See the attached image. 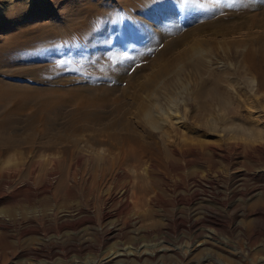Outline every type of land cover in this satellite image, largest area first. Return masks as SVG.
Listing matches in <instances>:
<instances>
[{
  "label": "rangeland",
  "instance_id": "obj_1",
  "mask_svg": "<svg viewBox=\"0 0 264 264\" xmlns=\"http://www.w3.org/2000/svg\"><path fill=\"white\" fill-rule=\"evenodd\" d=\"M30 20H58L70 46L58 55L37 34L17 50L2 47L17 22L0 16V264H94L93 241L102 251L136 241L147 252L172 249L124 264H264V0H55ZM37 51L53 52L52 61ZM141 110H177L183 123L164 124L162 138L141 124ZM110 143L142 146L137 193L146 206L116 213L123 202L105 200L109 217L74 230L62 214L88 202L99 212L127 179L95 201L93 186L62 184L65 203L37 225L62 220L63 232L79 234L33 253L54 234H20L28 228L18 215L20 177L39 178L40 187L74 170L90 176V166L67 168L70 159L92 160L88 150Z\"/></svg>",
  "mask_w": 264,
  "mask_h": 264
},
{
  "label": "bare ground",
  "instance_id": "obj_2",
  "mask_svg": "<svg viewBox=\"0 0 264 264\" xmlns=\"http://www.w3.org/2000/svg\"><path fill=\"white\" fill-rule=\"evenodd\" d=\"M47 1L39 0V2L35 3L34 0H24V1L23 0H3V1L0 0V3H1L0 16L2 18H4L5 23L7 22V24L11 26L13 23L17 22L15 27L14 28L12 27V29L9 31V33L4 37L2 47L6 48V47H9L10 45H11V47H14V49L19 48V47H23L24 45L28 44V42H30V41L35 42V40H36L35 36L37 34H40L41 35L40 43L43 45H50V46H53V48H56L54 50L56 54H58L62 50H66L69 48L70 45L69 46L66 45L62 41L63 39L61 40V38L65 39L64 36L66 33H69V32H67L69 30L64 29L65 27L63 25H61V23L58 20H55V21L51 20V21H47V22H43V23H33L30 20L32 17V14H37L41 11H44L46 4L51 5L54 3V5H55V0H47ZM29 5H30V7H28ZM21 19H22V21H21ZM80 23H79V26H77V30H79V32L83 31V28L86 26L85 24H83V22L81 24ZM43 34H45V35H43ZM67 36H69V34ZM57 38H59V39H57ZM66 40H68V39H66ZM32 42H31V45L34 46ZM40 43H38V44H40ZM38 44L36 43V45H38ZM30 49H33V48H30ZM7 51H6V53H7ZM38 51L36 53H34L35 58L36 57H40V58L44 57V59L49 60V61L51 59H53L51 57V55L52 56L54 55L53 52L50 53L51 51L50 52H45V51L38 52ZM9 54H11V53H9ZM28 57L30 58L29 55H28ZM259 57H261V56H259ZM59 58H61V56L55 57L54 61L57 62ZM63 58L64 57H62L60 61H62V60L64 61ZM243 58H245L246 61L245 60L244 61L247 63V61L250 60V53L243 55ZM42 60H43V58H42ZM261 60H263V59L261 58ZM66 62L69 63V61H66ZM52 64H54V63L52 62ZM56 64H59V63H55L54 65H56ZM62 64H63V62H62ZM54 65H52V66H54ZM245 65L249 66V63H247ZM250 83H251V86L253 88L255 86V79L250 78ZM259 86H264V77H262V80L260 81V83L257 84V87H259ZM165 112L163 113L160 110H157L154 112H152V111H145L144 112L141 110V112H139L137 114V118L139 119V121L141 122V124L143 126L149 127V129L151 128L153 130H158V131L160 130L161 131L160 133H162L161 137L166 138L169 135L166 136L167 131L162 130L163 125L167 124V123H169L171 125L182 124L183 118L181 117V115L178 113L177 110H175V111L170 110L169 112H167V111H165ZM258 120H260V119H258ZM258 132H260V131H258ZM112 144L110 143V145H111L110 147L105 148V149H100L99 151H92V150L90 151L88 149H85V150H88L90 154H92V157H93L92 160H89L88 158H83L81 155H77V154L75 157H72L70 159L67 168H73V170H74V168H77V167L82 168L83 166L84 167L90 166L91 170L93 171L91 173L89 172L90 176H84V174L79 175V176L75 175L76 173L74 170L71 172V174L66 173L67 174L66 176H57V177L55 176L54 180H52L53 184H50L49 181L44 180L43 185H41L40 187H37V185L41 181V180H39V178L30 177L31 175L20 177L19 181H20L21 187L19 189L20 190L19 193L24 197L23 198L24 201H19L20 202V212L18 215H19V218L21 219V221L25 222L26 225H28V228L23 229L20 232V234L21 235L28 234L33 229H41L43 234H47V233L49 234L51 232L54 234V235L49 234L50 236H48L47 238H42L40 241H38L31 249V251L33 253H38V252L43 251L46 243L50 244V246L48 244L47 245L49 246L48 252H51L54 249V245L57 244L59 241H61V239L63 237H69L70 235L74 236V235L79 234V232L77 233V231H73V230H72L73 231L72 234L67 233V231L63 232V229L67 228L68 225H67V223H64L62 220H61V222L56 223V225L54 227L51 225H46L43 227H41V225L40 226L37 225L38 220L50 218L51 215L53 214V212L55 211V209L56 208L58 209L59 207H61L58 205H63L65 203L66 199L65 198L62 199V197L58 193V190L60 189V186L62 184L67 185L68 188L69 187L70 188H76V187L82 188V186H84V188H85V185L93 186L94 190H91L89 188L91 191L88 190L90 193L89 194L87 193V194L89 195L88 196L89 198L92 197L95 201L99 197L102 196L101 191L104 187L108 188L111 184H115L114 181L122 182V180L125 181L127 179L126 184L122 187L120 186L121 188L116 192L115 196H111L112 194L108 195L106 197V199H104V203H102L101 206L98 205V207H100V208H98L99 212H96V209H97L96 205L90 204L91 202L87 201L88 203H84V205L82 207L77 208L75 210H68V211H66V213L62 214L64 216L69 215L73 218L74 221L71 222L69 227L74 229V230H76L78 228V226L85 219L88 220L91 224H93L91 226L94 227L95 224H97L98 219L104 220L105 218L109 217L111 214H110L109 209L107 210L104 206V204H106L105 200H106V202H110V201H112V202H115V201L123 202L122 206L116 210V213H124L130 209H135L138 206H146L145 203L143 204V202H142V195H138V193H137V192H139V190H137L139 188L138 187L139 184H137V180L140 179V174L138 172L139 171L138 169L141 168V165L145 160L144 152L142 151L143 153H141V151L139 150V148H141L142 146L137 145L136 148L135 147L134 148H131V147L125 148L124 146L126 144L124 146L120 145V144L119 145H116V144L112 145ZM53 163H55L56 165L59 166V162L57 160H55V162H53ZM146 164H148V163H146ZM56 165L54 168H56ZM151 167H152V165H151ZM143 169H141V170H143ZM147 169H149V168H147ZM151 169H153V168H151ZM143 171H145V170H143ZM54 174H55V172H54ZM141 175H143V174H141ZM71 190H73V189H71ZM108 192H110V191H108ZM141 193L143 194V192H141ZM44 194L47 196H45ZM108 194H110V193H108ZM41 195H44V197L42 196V198H40L39 196H41ZM48 197L50 198L51 201L48 200ZM145 197H143V198H145ZM154 198L153 199L149 198V200L151 199V203H153L152 205H154V204H156V202H158ZM16 203H17V201H16ZM158 205H161V204L158 203ZM98 213H99V216H98ZM19 218H17V219H19ZM56 222H58V221H56ZM187 223L190 224V221H188ZM105 231H107V233H108L109 232L108 228L106 230H103V231H102V228L98 229V227H97V229H96V233L100 232L101 236H102V233H103V236L106 235ZM75 237H77V236H75ZM142 242L143 241H136L132 245H129V244L126 245L125 243H120V244H117L113 247H109L104 251L101 250V243L100 242L98 243V241L97 242H94V241L91 242V243H95V244H91L89 246H93V248L95 250L99 251V253L96 257L98 259L94 262V264H124L128 260H131L132 256L134 257L133 259H139L145 255L147 257H151V256H156L159 252L165 253V251L172 250V249H168V248L160 249L159 248L160 246H158L155 249L154 253L153 252H147L146 248H143L144 246L142 247V245L140 244ZM70 248H77L78 249V248H80V246H77L76 243H73L70 246ZM164 253H161V255H164ZM130 256H131V258H130ZM0 260H2V257H0ZM76 263L80 264V262L79 263L76 262ZM76 263L73 262V264H76ZM11 264H18V263L12 262Z\"/></svg>",
  "mask_w": 264,
  "mask_h": 264
}]
</instances>
